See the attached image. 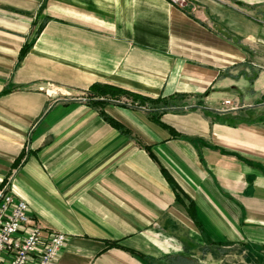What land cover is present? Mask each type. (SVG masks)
Listing matches in <instances>:
<instances>
[{"label": "crops", "instance_id": "1", "mask_svg": "<svg viewBox=\"0 0 264 264\" xmlns=\"http://www.w3.org/2000/svg\"><path fill=\"white\" fill-rule=\"evenodd\" d=\"M5 181L57 264H264V0H0Z\"/></svg>", "mask_w": 264, "mask_h": 264}, {"label": "built area", "instance_id": "2", "mask_svg": "<svg viewBox=\"0 0 264 264\" xmlns=\"http://www.w3.org/2000/svg\"><path fill=\"white\" fill-rule=\"evenodd\" d=\"M66 235L43 227L27 214V204L15 199L9 181L0 187V261L1 264H57L55 258ZM4 257L6 259H4Z\"/></svg>", "mask_w": 264, "mask_h": 264}, {"label": "trees", "instance_id": "3", "mask_svg": "<svg viewBox=\"0 0 264 264\" xmlns=\"http://www.w3.org/2000/svg\"><path fill=\"white\" fill-rule=\"evenodd\" d=\"M23 51H24V49H23ZM96 89L97 88V85L95 86V85H91L90 86V89L92 90V89ZM99 88V92H101L102 94H103V96H106V95H108V90H114V88H112V87H110V86H104V85H102V86H99L98 87ZM116 91H119L120 93H128L127 91H125V90H122V89H115ZM97 91V90H96ZM132 96L134 97V98H138V95L136 94H132ZM109 121H111V123L112 124H114L115 126H117V127H119V124L117 123V122H115L114 120H112L111 118H108L107 116H105Z\"/></svg>", "mask_w": 264, "mask_h": 264}]
</instances>
